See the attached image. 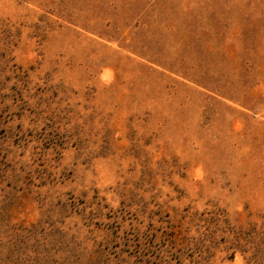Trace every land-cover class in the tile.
Returning a JSON list of instances; mask_svg holds the SVG:
<instances>
[{
  "label": "rangeland",
  "instance_id": "374dc122",
  "mask_svg": "<svg viewBox=\"0 0 264 264\" xmlns=\"http://www.w3.org/2000/svg\"><path fill=\"white\" fill-rule=\"evenodd\" d=\"M0 264H264V0H0Z\"/></svg>",
  "mask_w": 264,
  "mask_h": 264
}]
</instances>
